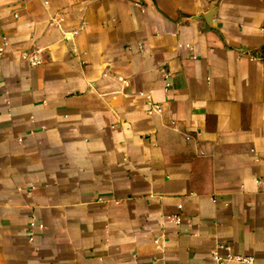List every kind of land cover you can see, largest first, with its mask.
<instances>
[{"label": "crops", "instance_id": "1", "mask_svg": "<svg viewBox=\"0 0 264 264\" xmlns=\"http://www.w3.org/2000/svg\"><path fill=\"white\" fill-rule=\"evenodd\" d=\"M0 46V264H264V0H0Z\"/></svg>", "mask_w": 264, "mask_h": 264}, {"label": "built area", "instance_id": "2", "mask_svg": "<svg viewBox=\"0 0 264 264\" xmlns=\"http://www.w3.org/2000/svg\"><path fill=\"white\" fill-rule=\"evenodd\" d=\"M2 50L3 48L0 46V54L2 53ZM21 56L23 58H26L32 64H37L41 62V59L36 55V51L35 52H21ZM217 248L218 249H228V246L224 244H218ZM217 250H214L212 252L213 256L216 259H221V260L230 259V260H235L241 264H249L251 262V258L249 257H244V256H240V255L232 254L228 252L224 256H221Z\"/></svg>", "mask_w": 264, "mask_h": 264}]
</instances>
